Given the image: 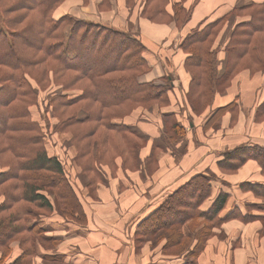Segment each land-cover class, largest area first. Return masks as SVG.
<instances>
[{"label": "trees", "instance_id": "trees-1", "mask_svg": "<svg viewBox=\"0 0 264 264\" xmlns=\"http://www.w3.org/2000/svg\"><path fill=\"white\" fill-rule=\"evenodd\" d=\"M67 1L0 0V264H33L38 247H47L44 241L57 244L41 225L55 208L73 223L89 221L70 170L48 147L52 134H69L76 150L73 161L91 198L102 180L101 166H141L139 152L148 137L125 121L127 115L157 109L161 140L168 147L185 135L175 114L164 110L170 92H176L171 74L165 73L162 81L140 79L151 66L145 54L149 49L138 34L110 21L61 12ZM75 1L86 5L90 0ZM122 1L128 10L135 5L134 0ZM98 7L108 15L111 0H100ZM138 13L157 25L188 27L178 44L190 75L183 97L194 115L205 111L203 128L218 129L227 113L234 122L238 94L211 106L215 93L224 92L242 72L258 78L262 101L257 118L264 117V0H143ZM163 61L169 69L166 54ZM163 148L153 141L143 164L148 174ZM251 159L264 175V146L257 144L229 148L216 164L230 173ZM212 180L210 171L193 174L141 217L134 228L136 250L149 239L162 241V253L182 255V264H198L207 239L226 219L240 216L247 222L255 216L251 209L264 211L263 201L247 204L244 215L233 208L221 216L229 195L222 190L202 210ZM240 187L264 199V182L245 181ZM13 242L19 253L8 261ZM60 257L43 255L44 261Z\"/></svg>", "mask_w": 264, "mask_h": 264}, {"label": "crops", "instance_id": "crops-1", "mask_svg": "<svg viewBox=\"0 0 264 264\" xmlns=\"http://www.w3.org/2000/svg\"><path fill=\"white\" fill-rule=\"evenodd\" d=\"M68 1L75 2L78 9L82 7L83 10L94 12L98 19L88 17L79 10L76 12L65 9L80 17L110 21L122 29H126L124 26L128 25L125 16L127 10L122 0H111L108 15L99 9L100 0H93L92 9L95 8V11L88 9L92 0L86 5H80L75 0ZM61 9V12L64 11L63 7ZM88 11L85 12L89 13ZM137 19L140 29L139 33L136 32L149 49L145 54L151 66L150 71L141 75L140 79H161L167 73L163 61V55H167L171 64L168 73L173 77L176 92H170V102L164 110L175 114L185 127V135L173 147H168L161 140L163 121L157 109H137L140 112L134 111L127 115L125 121L148 137L139 152L141 166L138 169H122L117 165L114 170L106 165L101 167L103 181L97 184L96 198L85 193L81 195L89 213V221L85 225L66 220L57 208L53 209L49 216L42 219L41 223L47 219V224L41 225L46 229L45 234L58 242L53 248L38 247L33 264H45L44 254L61 256L57 259L58 264H182V255L161 252L162 241L157 243L149 239L136 250L133 242L134 228L141 217L197 172L210 171L214 174L211 193L201 204L202 210L210 206L220 190L229 194L221 216L233 208L244 215L247 204L264 201L240 187L245 181L264 182V175L254 160H248L230 173L220 170L216 164L225 150L240 143L264 146V117L257 118V109L262 101L257 94L258 78L242 72L224 92L215 93L211 110L224 105L238 94L235 120L231 124V117L227 113L222 116L218 129L203 128L205 111L194 115L183 97L190 75L183 65L184 56L178 44L188 27L185 25L179 29L173 23L157 25L141 17L132 20ZM153 141L159 142L164 148L156 154V169L148 174L143 164L151 153ZM116 162L119 164V158ZM80 188L85 189L84 186ZM49 197L56 206L52 195ZM249 213L255 216L247 222L242 221L240 216L226 219L221 229L207 239L197 263L264 264V220L261 219L264 211L251 209ZM11 247L8 261L19 253L16 242L11 243Z\"/></svg>", "mask_w": 264, "mask_h": 264}, {"label": "rangeland", "instance_id": "rangeland-1", "mask_svg": "<svg viewBox=\"0 0 264 264\" xmlns=\"http://www.w3.org/2000/svg\"><path fill=\"white\" fill-rule=\"evenodd\" d=\"M142 1L143 0H134V4L135 5L130 10L125 8L127 10V11H125V16H126V20L128 21V25L124 26V28L132 31L133 33H137V32L139 33L140 25L138 23V19L137 20H132V19H134L135 17H137V18L140 17L138 11H139V7H140ZM68 2H70V1H68ZM68 2L66 4L62 5L64 11H66L65 9H71V10L76 11V12H77V10H79V11L83 12L85 15H87L88 17L97 18L98 19V16H96V14H94V12H90L88 10H83L82 7L80 9H78L77 6H75V2H73V3L72 2L68 3ZM90 2H91V0H90ZM93 5H94V1L92 0V4H91V6H88V9L95 11V8L92 9ZM60 10H62V9H60ZM85 11H88L89 13H86ZM137 24H138V27H137ZM168 70L169 69L165 68V71L167 73L169 72ZM161 79H159L158 81H160ZM55 88H57V87L51 86L50 89H55ZM57 90L58 89H56V91ZM48 91L49 90L44 92V95L46 97H48V95H49L47 93ZM33 115L36 118H40L38 110H34ZM69 140H70L69 139V134H64V133L56 134L55 133V134H52L51 141H49V143H48V147H49V149L51 151L53 150L56 153H58V155L60 156L62 161L65 163V166L70 170L72 178H73L74 182L76 183L77 188L79 189L80 193L81 194L85 193V194L88 195L86 188L85 189H83V188L81 189L80 188L81 186L85 187V180L86 179L84 177H82V175H81V173L79 171V167L73 161V154H74V152H76V150L72 146V144L70 143ZM101 167H103V166H101ZM101 181H103V176H102V180ZM49 195L51 196L52 194H49ZM52 197L54 198V195H52ZM55 202H56V204L58 203L56 200H55ZM57 206H58V204H57ZM47 221H48L47 219H46V221L43 220V223L47 224L46 223ZM44 244L47 247H51V248H53L55 246V245H52V243H49L47 241H44ZM57 262L58 261H46L45 264H58Z\"/></svg>", "mask_w": 264, "mask_h": 264}]
</instances>
